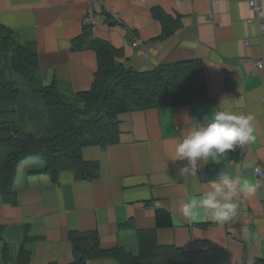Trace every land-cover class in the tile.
<instances>
[{
    "label": "crops",
    "instance_id": "obj_1",
    "mask_svg": "<svg viewBox=\"0 0 264 264\" xmlns=\"http://www.w3.org/2000/svg\"><path fill=\"white\" fill-rule=\"evenodd\" d=\"M88 14L95 19L93 37L121 50L117 61L124 68L147 73L199 63L201 75L190 90L204 98L120 113L117 143L81 150L83 160L98 167L93 180H78L69 169L52 180L35 173L44 166L39 158L21 161L16 203H3L0 195V264H71L72 232L96 233L104 252L121 248L137 256L139 233L148 232L165 256L178 255L176 264H264V178L254 173L258 167L264 172V62L255 65L264 60V31L257 21L247 22L253 17L248 0H0V26L32 43L43 85L56 81L68 93L89 90L97 70L94 51L72 50ZM164 17L173 29L162 37ZM260 18L264 25V0ZM134 38L143 43L140 57L131 47ZM218 110L251 116L255 140L218 165L201 163L196 176H181L187 161H172L177 143ZM5 150L0 144V155ZM221 173L243 175L260 187L240 198L236 216L224 224L183 217L180 204L202 195ZM20 244L28 254L22 260ZM86 264L124 263L100 257Z\"/></svg>",
    "mask_w": 264,
    "mask_h": 264
},
{
    "label": "trees",
    "instance_id": "obj_2",
    "mask_svg": "<svg viewBox=\"0 0 264 264\" xmlns=\"http://www.w3.org/2000/svg\"><path fill=\"white\" fill-rule=\"evenodd\" d=\"M172 22L163 18L162 37L170 34ZM72 50H92L96 54L97 70L89 90L84 92L61 91L56 81L44 86L37 75L39 63L32 43L20 42L13 31L0 26V144L7 151L0 155L3 203H16L13 184L21 161L39 158L44 166L35 173L49 175L52 180L66 169L72 170L78 180H93L98 167L83 160L81 150L117 143L120 113L184 105L204 98L190 90L193 80L201 75L199 63L163 65L139 73L119 64L121 50L93 37L87 26L72 41ZM25 122L39 125L35 132H29L22 127ZM68 238L74 258L71 264H86L100 257L124 264H176L178 258L173 253L165 256L148 232L139 233L137 256L121 248L101 251L96 233L72 232ZM21 252L26 251L23 248Z\"/></svg>",
    "mask_w": 264,
    "mask_h": 264
},
{
    "label": "clouds",
    "instance_id": "obj_3",
    "mask_svg": "<svg viewBox=\"0 0 264 264\" xmlns=\"http://www.w3.org/2000/svg\"><path fill=\"white\" fill-rule=\"evenodd\" d=\"M252 119L248 115L218 110L206 124L196 123L194 130L175 147L172 161H187L179 174L196 176L203 171L201 163L207 165L211 161L218 165L237 147L253 142ZM208 183V190L202 195L189 197L180 204L179 212L183 217L191 221L211 219L224 224L236 216L240 198L254 196L260 187L259 181L228 173H221Z\"/></svg>",
    "mask_w": 264,
    "mask_h": 264
},
{
    "label": "built area",
    "instance_id": "obj_4",
    "mask_svg": "<svg viewBox=\"0 0 264 264\" xmlns=\"http://www.w3.org/2000/svg\"><path fill=\"white\" fill-rule=\"evenodd\" d=\"M248 7L251 10V12L253 13V17L248 19L247 22L252 23L253 21H257L259 24V29L261 31V34H263L264 25L262 24L261 18H260V13L262 10V0H248ZM110 16L116 21L119 20L118 15L115 13H110ZM84 22L86 25H92L95 23V19L91 14H88L87 18L85 19ZM142 44H143L142 41L137 39V38L133 39V41H132L131 46L133 47V49L136 50L137 56L144 55ZM263 62H264V60L255 62L256 67L262 68ZM263 101H264V99H263ZM254 173H255V176L257 178H264V172H262V171L257 172V168L254 169Z\"/></svg>",
    "mask_w": 264,
    "mask_h": 264
},
{
    "label": "rangeland",
    "instance_id": "obj_5",
    "mask_svg": "<svg viewBox=\"0 0 264 264\" xmlns=\"http://www.w3.org/2000/svg\"><path fill=\"white\" fill-rule=\"evenodd\" d=\"M39 124L36 123H28V122H25L24 124H22V127L25 131H29V132H35L36 131V127L38 126ZM22 246L24 247V245L20 244V246L18 247V253H17V259H23L25 256H28V254H26L25 252H21V250L23 249Z\"/></svg>",
    "mask_w": 264,
    "mask_h": 264
}]
</instances>
